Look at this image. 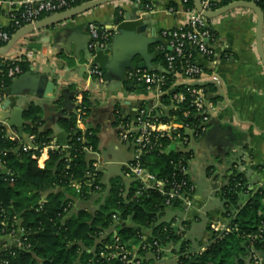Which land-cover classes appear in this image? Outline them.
<instances>
[{
  "label": "trees",
  "instance_id": "trees-1",
  "mask_svg": "<svg viewBox=\"0 0 264 264\" xmlns=\"http://www.w3.org/2000/svg\"><path fill=\"white\" fill-rule=\"evenodd\" d=\"M148 1L142 0V3ZM234 1L238 0L212 3L208 10H218ZM250 2L264 14L263 0ZM182 6L184 10L194 9L192 0L182 2ZM188 30L184 28L183 32ZM0 31L14 32L9 27ZM176 32L179 31H167L165 37L158 38V42L151 46L154 62L160 69L168 66L165 55L171 52L166 47ZM211 36L214 41H209V47L217 40L214 32H211ZM184 55H190L192 62L207 71L208 61L198 49L186 47ZM224 56L222 59L229 58V55ZM175 65L179 67L181 62L176 61ZM0 70L6 71L3 67ZM20 70L21 75L27 73L28 64H20ZM172 81L169 79L163 88L166 94L161 100L166 106L170 105L169 99L174 92H184L182 87L170 90ZM10 84L11 80L0 73V85L5 89V94H8ZM203 87L208 93L214 91L211 85L203 84ZM81 95L88 113L87 93ZM189 101L186 95L182 104L176 108L169 107L160 120L164 123L173 120L197 128L198 118L183 116L185 111H191ZM145 104L143 102L137 106L143 107ZM114 112L116 125L121 110L116 108ZM24 119L31 125L23 129L22 135L0 125V160L11 174L6 177L0 172V237L15 236L21 243V248L12 246L0 252V258L6 264H116L102 261L100 257L112 241L113 230L130 251L129 245L137 247L141 238H146V245L157 242L162 248L170 249V255L177 256L178 264H252L253 254L264 256V183L260 187L250 188L243 174L233 172L226 176L218 193L222 217L228 221L227 226L234 230L221 239H216L217 235L214 234L206 246L192 250L189 243L183 240V233L177 231L172 222L163 221L166 209H183L180 201L166 205L165 196L154 190H144L139 182L130 179L128 185L119 179L111 180L107 186L103 184L102 171L92 168L94 157L81 148L84 139L85 145L97 153V139L91 131L90 136H82L76 131L75 112L59 121L60 129L68 134V151H50L44 166H39L32 159L39 152H25L23 144L33 136L32 144L42 149L52 142L53 134L44 127L40 108L30 106L24 113ZM10 131L18 138H11ZM161 143L162 150L155 148L143 156L142 166L158 181L164 182L168 189L171 184L188 179L179 171V163L188 167L192 152L186 148L168 151L171 142L163 139ZM128 145L132 148L131 142ZM67 160L71 162L67 163ZM89 173L96 174L93 187L86 183ZM71 182L80 185L79 192L71 187ZM95 185L100 187V191L94 189ZM89 202L97 205V208L91 210L78 205ZM200 249L204 250L200 252ZM136 255L144 260L143 264H159L162 261L154 248L147 251L137 249Z\"/></svg>",
  "mask_w": 264,
  "mask_h": 264
},
{
  "label": "crops",
  "instance_id": "crops-1",
  "mask_svg": "<svg viewBox=\"0 0 264 264\" xmlns=\"http://www.w3.org/2000/svg\"><path fill=\"white\" fill-rule=\"evenodd\" d=\"M182 1L152 0V10L145 15L126 0L109 3L24 37L10 54L24 56L33 77L45 76L48 83H53V90L51 94L30 91H25L23 96L8 94L4 102L11 100V105L9 109H0V121L8 123L13 109L20 108L23 110V120L29 122L24 119V113L30 106L38 107L44 127L53 134L51 143L58 149L68 151V134L60 129L59 121L74 112L75 94L86 92L89 110L76 130L94 133L97 153L103 163L100 166L103 184L107 186L111 180L119 179L128 185L130 182L123 171L133 153L132 148L118 138L114 111L117 108L126 114L133 113L135 106L143 102L150 104L153 97L141 87L128 83L125 75L121 80L110 78L105 86H99L90 78L86 50L87 25L95 23L118 33L119 29L134 30L136 24L130 19L137 17L147 26L145 36L156 34L157 38L160 31L184 27L186 15ZM6 11V8L0 10V28L8 24ZM126 17L129 22L125 21ZM119 18L120 22L116 23ZM209 26L217 35L211 48L221 60L216 66L208 64L205 71L210 76L203 81L214 89L210 99L215 112L208 132L190 146L192 153L188 159V169L189 178L195 186L192 196L194 207L182 224L175 222L176 218L180 220L184 217L182 207L166 209L163 217V221L172 222L174 228L183 233V240L193 250L206 246L210 238L209 224L222 218L218 190L226 176L233 172L243 174L250 188L260 187L264 183V66L256 48V15L249 10L236 9L210 20ZM148 50L153 55L150 66L154 71L159 70L152 48ZM26 53L31 55V59L25 58ZM226 54L229 58L222 59ZM110 59V52H106L98 62L103 66ZM140 61V57H135L134 67ZM104 72L107 74V71ZM64 94L68 95L67 105ZM51 108L54 110L51 111ZM9 129L18 133L15 127ZM48 154L47 150L40 153V166L45 165ZM78 205L91 210L97 208L90 202ZM159 264H175V261L169 255Z\"/></svg>",
  "mask_w": 264,
  "mask_h": 264
},
{
  "label": "built area",
  "instance_id": "built-area-1",
  "mask_svg": "<svg viewBox=\"0 0 264 264\" xmlns=\"http://www.w3.org/2000/svg\"><path fill=\"white\" fill-rule=\"evenodd\" d=\"M95 0H19L18 2H6L0 0V10L6 8L7 26L5 28H12L13 34L0 31V48H3L10 41L11 37L22 28L32 25L39 21L41 17H48L59 14L74 7L93 2ZM139 9V13L142 15L147 14L152 10V0H149L146 4L142 3V0H126ZM186 0H183L184 3ZM247 1L250 0H238ZM264 1V0H263ZM236 2V1H234ZM216 3V0H202L201 6L204 11L212 12L208 10L210 4ZM252 3V2H251ZM186 15V22L184 27L179 32L172 34V39L168 43V51L171 54H166V60L168 63L167 68L159 69L155 71L147 70H129L125 74V79L133 86H139L149 93L153 99L150 104L146 103L143 107L135 106L133 113L126 114L121 111L120 117L116 122V130L118 138L121 142L128 144L132 143V160L125 164L123 175L125 178L137 181L141 184L144 190H154L165 196L166 205H170L173 201H180L183 206L184 217L182 219H175V222L183 223L187 221L189 215L192 213L194 203L192 196L195 192V186L189 179L188 167L182 166L179 163V171L188 176L187 180H182L180 183H173L168 189L166 184L162 181H158L156 177L148 172L142 166V158L150 150L157 148L162 150L161 140L166 139L171 142V146H175V149L183 150L186 148L190 150V146L194 141L201 139L208 132V125L215 112L214 103L210 99V93L203 87V81L207 76L206 71L197 66L191 61V56H185L186 47H195L204 56L210 66H216L220 63V56L208 46L209 41H214L211 36L213 32L209 26V21L203 18L195 9L189 11L184 10ZM184 28H188L187 32H183ZM3 29V28H0ZM87 32L89 37L88 51L90 52L88 75L94 79L99 86H105L107 84L105 80L104 70L95 63V59L98 53H106L109 47L115 30L112 28L106 29L98 26L95 23H89L87 25ZM167 31H160L157 34V38L165 37ZM162 48L161 50H164ZM24 57V56H23ZM18 55H12L8 53L6 56H0V67L6 69V71L0 70L1 74H4L11 81L19 76L22 72L20 70V64L25 63V59ZM25 58L31 59V55H25ZM176 61H180L181 65L176 67ZM166 76H169L167 78ZM212 76V75H211ZM169 79H172L170 90H174L177 87H182L184 92L177 91L170 96V105L163 104L161 98L166 92L163 88L167 85ZM188 95L189 107L191 111H185L183 116L196 117L199 119V126L194 128L189 124H181L176 121L162 122L160 119L164 115V112L171 106H179L186 100ZM8 94H5V89L0 85V106L4 104ZM75 122L76 126L82 125L83 119L87 115V108L83 105V98L81 93L75 94ZM118 114V111H116ZM0 125L6 127L5 121H0ZM8 130H11L7 128ZM183 129V133L181 132ZM77 131V130H76ZM78 132V131H77ZM82 136H90V131L79 132ZM10 137L17 139V135L10 131ZM34 137H28L23 144V150L39 152V155H33L34 159L39 165L40 153L47 150H57L56 146L50 143L48 146H44L40 149L32 144ZM83 146L81 147L84 152L94 157L92 168L94 170L100 169L103 164L100 160L98 153L94 152L92 148L85 145L84 139H82ZM170 146V147H171ZM169 147V148H170ZM66 149H69L67 146ZM169 151V149H168ZM186 161V158L184 159ZM71 160H67L70 163ZM40 166V165H39ZM0 172L7 177L11 174L5 169V164L0 160ZM96 177L95 173H89L87 178V185L93 187V179ZM262 186V185H261ZM71 187L79 192L80 185L76 182H71ZM96 191H100L98 185L94 186ZM44 203V199L42 200ZM227 220L221 218L217 222L209 224L210 237L214 234L217 235L216 239H221L225 234H228L234 230L227 226ZM3 225V223H1ZM21 233V232H20ZM22 234V233H21ZM112 241L104 249L101 254V260L107 263L116 262V264H143L144 260L136 255L137 249L147 251L154 248L156 255L161 256V260H165L166 256L170 255V249L162 248L157 242H153L151 245H146V238H141L137 247L129 245L132 251H130L127 245L122 244L115 230L112 231ZM209 243V242H207ZM12 246L21 248L19 239L15 236L5 235L0 237V252L7 251ZM204 249H200L202 252ZM171 256V255H170ZM175 264H178L177 256H172ZM252 264H264V256L253 254ZM0 264H6V261L0 258Z\"/></svg>",
  "mask_w": 264,
  "mask_h": 264
},
{
  "label": "water",
  "instance_id": "water-1",
  "mask_svg": "<svg viewBox=\"0 0 264 264\" xmlns=\"http://www.w3.org/2000/svg\"><path fill=\"white\" fill-rule=\"evenodd\" d=\"M124 0H95L72 9L66 10L56 15L48 16L43 18L36 23L26 26L21 30L17 31L7 43L6 46L0 48V56H6L10 53L18 42L24 37L49 28L53 25L71 19L75 16L88 12L92 9L100 7L105 4L121 2ZM194 3V9L206 20L217 19L230 11L236 9H245L253 12L256 15V48L258 56L264 66V48H263V34H264V14L263 12L253 3L247 1H236L232 2L218 10L207 12L204 11L201 6L202 0H192ZM126 22H129V19L125 18ZM130 21L136 24L134 30H123L119 29L118 33H115L112 37L111 44L107 48V52H110V60L102 65L99 64V60L103 56L102 53H98L95 63H97L104 71H107L105 74V80L109 83L110 78H118L119 80L123 79L124 75L129 70H147L154 71L153 66L151 65V59L153 55L149 54V48L158 42L156 34L151 36H145L147 26L144 25L143 21L139 18H132ZM122 27V25L120 26ZM89 37L87 36L86 50L88 58L90 57V52L88 51ZM140 57L141 61L134 67L133 59L135 57ZM44 84V85H43ZM44 86V87H43ZM53 90V83H48L45 76L42 77H33L32 70L28 73H25L11 81L10 86L8 87V94L14 96H23L25 91L38 92L51 94ZM65 98V105L68 103V95H63ZM11 105V100H7L0 106V109H9ZM54 108H51L53 111ZM12 116L10 121L7 123L6 128H17L19 135H22L23 125H31L30 122H25L22 118L23 110L20 108H14L12 111ZM61 115V113L59 114ZM175 146H171L169 151H174Z\"/></svg>",
  "mask_w": 264,
  "mask_h": 264
},
{
  "label": "rangeland",
  "instance_id": "rangeland-1",
  "mask_svg": "<svg viewBox=\"0 0 264 264\" xmlns=\"http://www.w3.org/2000/svg\"><path fill=\"white\" fill-rule=\"evenodd\" d=\"M193 250V249H192Z\"/></svg>",
  "mask_w": 264,
  "mask_h": 264
}]
</instances>
